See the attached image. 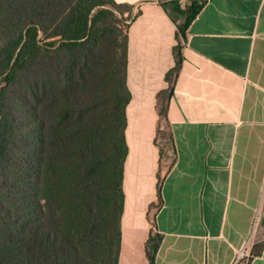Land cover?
Masks as SVG:
<instances>
[{
    "label": "trees",
    "instance_id": "trees-1",
    "mask_svg": "<svg viewBox=\"0 0 264 264\" xmlns=\"http://www.w3.org/2000/svg\"><path fill=\"white\" fill-rule=\"evenodd\" d=\"M170 4L183 20L171 16L175 64L158 94L161 158L182 42L203 3ZM137 14L115 0H0V264H118ZM159 243H145L149 264Z\"/></svg>",
    "mask_w": 264,
    "mask_h": 264
},
{
    "label": "crops",
    "instance_id": "crops-1",
    "mask_svg": "<svg viewBox=\"0 0 264 264\" xmlns=\"http://www.w3.org/2000/svg\"><path fill=\"white\" fill-rule=\"evenodd\" d=\"M172 1L203 4L182 42L161 158L158 94L175 64L172 17L183 20ZM115 2L138 12L127 28L118 264H149L150 235L160 237L154 264H264V0Z\"/></svg>",
    "mask_w": 264,
    "mask_h": 264
},
{
    "label": "rangeland",
    "instance_id": "rangeland-1",
    "mask_svg": "<svg viewBox=\"0 0 264 264\" xmlns=\"http://www.w3.org/2000/svg\"><path fill=\"white\" fill-rule=\"evenodd\" d=\"M124 19L125 20H123V19L119 20V24H120V26L122 27L123 30L126 29V25L128 24V22L130 20L128 17H126ZM167 136H168V126L165 123V121H162V123H161V134L158 137V142H159L160 145H162V146L168 145L169 140H168ZM151 214H152V212H150V219H151Z\"/></svg>",
    "mask_w": 264,
    "mask_h": 264
},
{
    "label": "built area",
    "instance_id": "built-area-1",
    "mask_svg": "<svg viewBox=\"0 0 264 264\" xmlns=\"http://www.w3.org/2000/svg\"><path fill=\"white\" fill-rule=\"evenodd\" d=\"M240 255H242V252L239 253L238 257H239ZM238 257H237V259H238Z\"/></svg>",
    "mask_w": 264,
    "mask_h": 264
}]
</instances>
